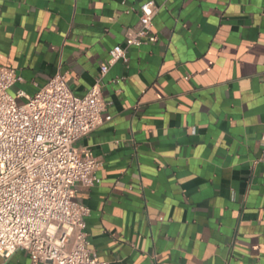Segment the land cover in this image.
<instances>
[{
	"label": "crops",
	"instance_id": "1",
	"mask_svg": "<svg viewBox=\"0 0 264 264\" xmlns=\"http://www.w3.org/2000/svg\"><path fill=\"white\" fill-rule=\"evenodd\" d=\"M149 1L156 41L109 67L103 123L75 144L101 162L75 193L90 248L107 264H264V0H0V67L23 80L9 93L60 73L84 96Z\"/></svg>",
	"mask_w": 264,
	"mask_h": 264
},
{
	"label": "built area",
	"instance_id": "2",
	"mask_svg": "<svg viewBox=\"0 0 264 264\" xmlns=\"http://www.w3.org/2000/svg\"><path fill=\"white\" fill-rule=\"evenodd\" d=\"M139 11L141 28L129 30L124 44L109 50L99 78L82 97L60 73L31 97L21 90L12 96L10 89L23 80L14 69L0 67V260L23 250L32 264H107L90 248L89 210L75 201L78 185L100 183L101 162L89 149L80 154L75 144L103 123L101 79L109 67L127 64L130 48L156 41V6L149 1ZM260 141L264 147V124Z\"/></svg>",
	"mask_w": 264,
	"mask_h": 264
},
{
	"label": "rangeland",
	"instance_id": "3",
	"mask_svg": "<svg viewBox=\"0 0 264 264\" xmlns=\"http://www.w3.org/2000/svg\"><path fill=\"white\" fill-rule=\"evenodd\" d=\"M18 104H22V102L18 101Z\"/></svg>",
	"mask_w": 264,
	"mask_h": 264
}]
</instances>
